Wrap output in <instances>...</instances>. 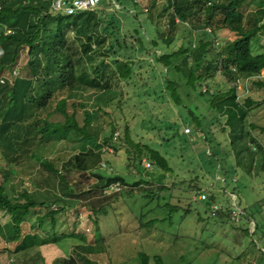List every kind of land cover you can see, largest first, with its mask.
<instances>
[{"label":"trees","instance_id":"trees-1","mask_svg":"<svg viewBox=\"0 0 264 264\" xmlns=\"http://www.w3.org/2000/svg\"><path fill=\"white\" fill-rule=\"evenodd\" d=\"M161 1L150 0L148 6L141 9L134 0H99L92 10L66 16L51 12L50 3L41 0H38L37 4L31 1L24 3V0H0L1 158L10 165L24 162V168L35 167L34 163L40 164L56 175L71 193L73 190L67 181L71 173L92 170L97 176H103V192H106V189L117 182H114L115 179L122 178L114 177L113 173L105 177L106 173H102L104 170L114 172L111 167L114 160L104 158V154L111 150L104 148H108L106 146L109 144L112 146L117 140L126 146V167L133 161L135 169L142 172L140 165L147 158L153 167H149L151 170L147 167L144 169L158 173L155 178L148 177L150 182L158 181L164 185L174 172L165 158L164 148L159 150L150 144L140 143L134 138L135 133L130 134L129 128L125 130L126 137L120 138V134L115 136L117 131H114L113 124L110 134L100 141L103 129L95 121L96 115L92 110H82L81 118L78 110L69 111L71 99L88 96L87 91L92 89L97 91L95 104L99 105L107 100V94L112 93L113 81L103 68L106 70L110 67L113 77L121 83H135L134 80L139 76V90L153 101V109L157 108L159 103L167 102L162 119L175 109L168 121L178 125V128L190 127L189 135H186L182 128L180 136L183 138L182 142H193L194 150L197 148L199 153H202V165L200 161H191L194 167L190 171L185 168L191 174L196 173L195 177H192L196 182L200 181V177L205 173L204 165L214 179L219 168L223 175H226L227 157L237 142V131L242 132L243 120L247 116L251 117V110L258 104L250 96L240 99L237 81L248 82L256 78L254 83L264 87L260 80L264 70V52L254 54L251 48L253 39L264 30V0ZM129 4L135 14L129 12ZM166 13L168 17H165ZM164 20L165 24H162ZM94 24L107 34L108 42L103 54L109 62L102 61L104 58L100 59L98 70L91 75L81 63L84 56H88L87 48L90 45H82L83 51L80 52L76 43L67 39L65 28L75 34L85 35L94 28ZM161 26H164V30L158 32ZM8 29L11 32L6 34ZM218 30L232 32L234 38L221 43L216 37ZM194 31H202L201 37L196 41L193 40ZM215 41L221 44L217 46ZM16 70L18 74L14 75L13 71ZM169 74H176V78L184 79L185 87L208 102V109L212 111L215 122L221 125L219 114L226 118L227 126L232 131L230 140H217L206 119L184 104L179 91L181 87ZM159 78L163 80L162 83L156 81ZM217 79L221 86L228 83L231 85L221 91L213 90ZM203 87L205 89L202 91ZM72 105L75 109V102L72 101ZM103 108L99 106V110ZM185 112L189 115L182 122L180 118ZM249 127L256 128L253 123H250ZM226 130L222 126V134H225ZM247 134L251 136L250 132ZM73 135L78 136L81 149L66 160L61 156L63 153L53 159L43 157V154L38 152L47 144L65 142ZM250 140L256 145V151L247 148V152L251 157L260 156V172H264V149L254 136H251ZM209 157L214 158L217 165H211ZM59 160L63 163L62 171L55 165V161ZM10 169L9 167L6 171L3 170L5 180L16 172ZM30 171L28 170L29 175ZM230 172L236 171L233 169ZM197 173L203 174L199 176ZM221 180L225 185L227 180ZM202 184L201 180L196 185L197 192L203 190ZM234 184L231 185V191L234 192L236 201L233 199L230 205L220 204L217 201L220 193L217 192H209L207 201H198L208 208L211 218L229 225L228 231L241 233L243 237L250 239L251 245L255 247L252 253L258 252V260L261 261L264 259V205L261 206L264 204V198L259 205L256 202L257 209L255 204L244 205L243 200H240V187ZM32 185H36L35 181ZM121 191L104 196L120 194ZM21 195L23 201H12L0 181V210L13 217V231L7 238L10 243L17 242L15 250H26L57 243L65 238L78 237L76 234L67 233L50 234L45 229L42 232L44 235L38 231L23 233L22 224L29 220L28 217L37 206L46 207V203H38L26 189L22 190ZM207 202L220 205L215 216L211 215ZM234 205L241 211L237 223L231 220ZM49 210L44 217L38 218L39 228L44 227V221L48 217H51L52 223L55 222L54 217L59 211L57 208ZM94 212L96 215L93 222L96 232H99L100 217L108 215L110 211L106 206H102ZM178 212H182V217H185L189 213V207H173L169 215ZM167 220L171 221V217L154 218L141 225L149 227L156 223H165ZM78 238L84 240L83 236ZM140 257L143 264H147V255L142 253ZM71 261L68 259L64 263L73 264ZM156 262L160 264V260Z\"/></svg>","mask_w":264,"mask_h":264},{"label":"rangeland","instance_id":"rangeland-1","mask_svg":"<svg viewBox=\"0 0 264 264\" xmlns=\"http://www.w3.org/2000/svg\"><path fill=\"white\" fill-rule=\"evenodd\" d=\"M149 2L150 0H134L141 9L146 8ZM129 12L135 14L130 4ZM167 14L165 17L169 16ZM162 24H165V20ZM93 27L85 35L75 34L65 28L67 39L76 43L80 52L83 51L84 45H90L87 48L88 56H84L81 63L91 75L98 70L100 59L104 58L102 61L109 62L103 54L104 47H107V34L96 24ZM163 30L164 26L158 28V32ZM194 32L193 40L196 41L201 37L202 31ZM216 37L218 41L224 43L226 40L233 39L234 34L218 30ZM251 48L254 54L264 52V30L253 39ZM103 69L113 81L112 93L106 95L107 100L104 103L100 102L99 105L95 104L97 91L92 89L87 91L88 96L71 99L69 111L78 110L81 118L82 110H92L96 115L95 121L103 129L100 141L110 134L113 124L114 131L120 134V138L126 137L125 130L129 128L130 134L135 133L133 136L140 143L150 144L159 150L164 148L165 158L174 170L172 176L164 185L158 181L150 182L148 177L155 178L158 173L147 172L144 169L147 164H150V168L153 167L152 162L147 158L140 165L142 172L135 169L133 161L126 167L124 155L126 146L116 140L112 146L109 144L106 146L108 148H104L111 150L104 154V158L114 160V165L111 167L115 173L105 170L102 173H106L105 177H108L109 173H113L114 177L121 176L122 178L115 179L114 182L119 183L123 192L119 190L120 194L105 197L104 195L112 193L110 189L113 188L109 187L106 192H103V176L99 177L96 173H92V170H88L76 171L71 173L69 179L67 178L69 187L73 190L71 193L66 190L65 185L56 175L40 164L34 163L35 167L29 168H24V162H13L16 164L10 165L1 158L0 153V181L3 182L9 199L23 201L21 194L22 190L26 189L38 203H46V207L37 206L33 214L28 217L29 220L22 224L23 233L38 231L44 235L42 232L46 230L50 234L67 233L84 237V240L69 237L57 243L17 251L15 250L17 242L10 243L7 238L13 231V217L0 210V264H68L64 263L68 259H71L73 264H143L140 257L142 253L147 255V264H157V260H160V264H264V259L258 260V252L252 253L255 247L251 245L250 239L243 237L241 233L228 231L229 225L221 224L211 218L208 208L194 198L197 196L195 187L202 180L201 186H204L203 190L207 193V197L209 192L220 193L217 201L223 205H230L233 199H236L234 192L231 191V185L235 183L234 185L240 187V200H243L244 205L255 204V209L258 208L256 202L259 205L264 198V172H260V156L251 157L247 148L256 151V145L250 140V137L254 136L264 149V87L254 83L256 78L248 82L241 81L237 85L240 99L250 96L258 104L251 110V117L247 116L243 120L242 132L237 131L239 135L237 142L230 156L227 157L228 173L223 175L219 168L217 177L214 179L204 165L205 176L202 175L203 173H197L202 176L200 181L196 182L192 178L196 173L191 174L187 172V169L190 171L194 167L191 161L201 163L200 154L202 153H199L197 148L196 151L194 150L193 142H182L180 129L186 126L178 128V125L168 121L175 113V109L162 119V114L165 112L164 105L167 102H161L157 108L153 109V101L139 90L141 83L139 76L134 80L135 83L125 84L113 77L110 67ZM169 77L181 87L179 91L184 104L206 119L207 125L211 132L214 131L217 140L219 142L224 139L230 140L232 131L227 126L226 118L219 114L221 124L219 125L215 122L212 111L208 109V102L204 98L198 97L197 93L185 87V80L176 78V74H169ZM260 80L264 83V70ZM156 81L162 83L163 80L159 78ZM218 81L217 79L214 83L213 90L221 91L231 85L228 83L221 86ZM204 89L205 87L202 91ZM110 97H112L111 101H109ZM72 101L75 102V109ZM82 105L85 107L83 108ZM99 106L104 107L103 110H99ZM187 115L189 113L185 112L180 121L184 122ZM56 116L59 117V114ZM250 123H253L256 128L250 129ZM222 126L227 129L225 134L221 132ZM249 132L251 136L247 134ZM78 140V136L73 135L65 142L47 144L38 152L42 153L43 157L53 159L63 153L61 156L63 160H66L79 153L81 143ZM208 159L211 165H217L214 158ZM55 165L61 171L63 170L61 160L55 161ZM9 167L16 172L10 175L11 178L8 177L5 180L4 171ZM233 169L236 172L231 173ZM28 170H31L30 175ZM195 170L198 172L197 169ZM224 178L227 180V187L221 180ZM33 181L36 185H32ZM149 194L151 195L148 197ZM263 205L261 204L262 207ZM102 206H106L110 212L100 217V231L96 232L93 222L96 215L94 210ZM173 207L185 209L189 207V213L185 217H182L184 215L182 212L169 215ZM56 208L59 212L54 217L55 222L52 223L51 217H48L44 221V227L39 228L38 218L44 217L50 211L49 209ZM252 210L254 211V207ZM165 216H170L171 221L167 220L165 223H156L149 227L141 225L151 219Z\"/></svg>","mask_w":264,"mask_h":264},{"label":"built area","instance_id":"built-area-1","mask_svg":"<svg viewBox=\"0 0 264 264\" xmlns=\"http://www.w3.org/2000/svg\"><path fill=\"white\" fill-rule=\"evenodd\" d=\"M30 1L33 2L34 4H37V2H38V0H24V3L30 2ZM41 1L50 3L49 8H50L51 12H53L55 14H63L66 16L75 15V14L82 12V11L92 10L99 3V0H41ZM207 30L210 32L209 28H207ZM10 32H11V30L8 29V30H6L5 33L7 34ZM217 42L215 41V45L219 44V42L218 43ZM1 54H2V51L0 50V55ZM13 74L17 75L18 74L17 70L13 71ZM240 82H241V80H238L237 85ZM183 132L186 135H189L191 133L190 127H188V126L185 127L183 129ZM117 135H118V133L116 132L115 136H117ZM145 167L149 168L150 164H147V166H145ZM211 185H212V183H211ZM110 187L113 188V189H110V192H119V190H121L119 183H115L114 185H112ZM206 194L207 193L204 190H202L201 192H197V196H195L194 198L196 200H199V201H207V195ZM234 201H236V200H234ZM208 205H209V210H210L211 215L215 216L220 209V205L218 203L209 204V202H208ZM240 213H241L240 209L236 205H234L233 210L231 211V220L234 221L235 223H237L239 221Z\"/></svg>","mask_w":264,"mask_h":264},{"label":"water","instance_id":"water-1","mask_svg":"<svg viewBox=\"0 0 264 264\" xmlns=\"http://www.w3.org/2000/svg\"><path fill=\"white\" fill-rule=\"evenodd\" d=\"M208 204V203H207Z\"/></svg>","mask_w":264,"mask_h":264}]
</instances>
